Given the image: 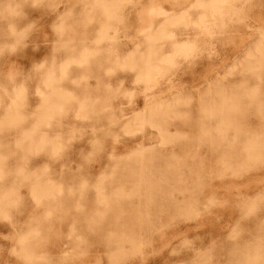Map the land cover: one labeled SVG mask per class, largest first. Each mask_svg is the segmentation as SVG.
<instances>
[{"label": "rangeland", "instance_id": "1", "mask_svg": "<svg viewBox=\"0 0 264 264\" xmlns=\"http://www.w3.org/2000/svg\"><path fill=\"white\" fill-rule=\"evenodd\" d=\"M0 264H264V0H0Z\"/></svg>", "mask_w": 264, "mask_h": 264}, {"label": "bare ground", "instance_id": "2", "mask_svg": "<svg viewBox=\"0 0 264 264\" xmlns=\"http://www.w3.org/2000/svg\"><path fill=\"white\" fill-rule=\"evenodd\" d=\"M218 1H220V0H211V3H212V4H216V3H218ZM216 10H217V8L214 7V8H213V12H216ZM145 76H146V75H145Z\"/></svg>", "mask_w": 264, "mask_h": 264}]
</instances>
